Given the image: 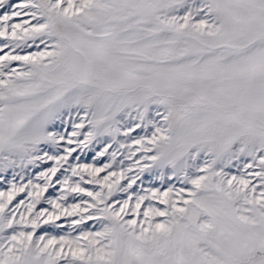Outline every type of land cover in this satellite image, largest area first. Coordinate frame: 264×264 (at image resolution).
<instances>
[{
  "label": "snow or ice",
  "instance_id": "6c2138e0",
  "mask_svg": "<svg viewBox=\"0 0 264 264\" xmlns=\"http://www.w3.org/2000/svg\"><path fill=\"white\" fill-rule=\"evenodd\" d=\"M0 264H264V0H0Z\"/></svg>",
  "mask_w": 264,
  "mask_h": 264
}]
</instances>
